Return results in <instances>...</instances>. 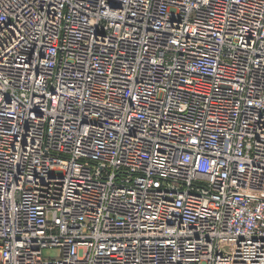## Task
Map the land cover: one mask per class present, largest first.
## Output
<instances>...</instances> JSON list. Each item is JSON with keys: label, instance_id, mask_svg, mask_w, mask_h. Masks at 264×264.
I'll return each mask as SVG.
<instances>
[{"label": "built area", "instance_id": "built-area-1", "mask_svg": "<svg viewBox=\"0 0 264 264\" xmlns=\"http://www.w3.org/2000/svg\"><path fill=\"white\" fill-rule=\"evenodd\" d=\"M0 264H264V0H0Z\"/></svg>", "mask_w": 264, "mask_h": 264}, {"label": "rangeland", "instance_id": "rangeland-1", "mask_svg": "<svg viewBox=\"0 0 264 264\" xmlns=\"http://www.w3.org/2000/svg\"><path fill=\"white\" fill-rule=\"evenodd\" d=\"M58 255V249L56 248H46L44 250V256L46 258L56 257Z\"/></svg>", "mask_w": 264, "mask_h": 264}]
</instances>
